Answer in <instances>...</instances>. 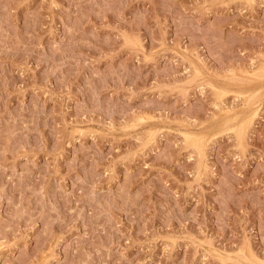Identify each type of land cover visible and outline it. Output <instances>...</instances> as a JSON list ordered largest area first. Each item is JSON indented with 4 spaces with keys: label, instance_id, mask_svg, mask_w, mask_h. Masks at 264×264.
I'll list each match as a JSON object with an SVG mask.
<instances>
[{
    "label": "rangeland",
    "instance_id": "374dc122",
    "mask_svg": "<svg viewBox=\"0 0 264 264\" xmlns=\"http://www.w3.org/2000/svg\"><path fill=\"white\" fill-rule=\"evenodd\" d=\"M0 264H264V0H0Z\"/></svg>",
    "mask_w": 264,
    "mask_h": 264
}]
</instances>
